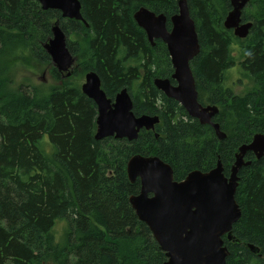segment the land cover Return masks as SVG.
<instances>
[{"label":"trees","instance_id":"obj_1","mask_svg":"<svg viewBox=\"0 0 264 264\" xmlns=\"http://www.w3.org/2000/svg\"><path fill=\"white\" fill-rule=\"evenodd\" d=\"M186 1L200 48L189 62L197 100L218 107L213 122L225 133L221 141L153 85L155 78L170 79L169 55L160 40L148 42L132 14L141 7L164 14L169 30L176 0H79L87 27L61 18L58 10H42L35 0H0V264H162L165 254L127 202L140 188L138 179L126 178L128 159L157 156L176 181L212 170L219 159L228 176L238 147L264 135V0H256L253 14L247 10L252 0L242 11V21L252 23L245 39L222 24L231 9L227 0ZM56 21L75 58L68 78L51 66L43 48ZM242 43V75L257 88L238 95L224 86V73L236 62L232 45ZM29 60L50 65L56 81H69L46 92L11 89L7 65ZM90 71L108 99L126 88L133 115L158 116V138L142 130L132 142L96 141V106L72 81ZM136 76L144 79L134 95ZM245 160L251 164L237 172L241 216L231 242L224 240L225 264H264V157L247 153ZM61 221L66 229L57 239L53 229Z\"/></svg>","mask_w":264,"mask_h":264},{"label":"water","instance_id":"obj_2","mask_svg":"<svg viewBox=\"0 0 264 264\" xmlns=\"http://www.w3.org/2000/svg\"><path fill=\"white\" fill-rule=\"evenodd\" d=\"M35 1L40 3L43 10H58L61 18L81 21L88 26L81 17L78 0ZM176 1L179 14L170 19V31L165 26L167 18L164 14L156 15L144 7L132 14L133 20L144 29L151 43L154 39L162 41L173 65L171 78L175 85L168 79H156L154 86L166 97L178 102L200 125H210L221 141L226 136L219 125L212 121L219 112L218 108L202 107L196 100L195 80L189 62L198 53V41L186 0ZM228 1L231 9L222 24L226 30L232 31L233 36L244 39L252 25L241 23V14L248 0ZM50 31L51 38L43 48L53 68L69 77L68 71L74 65V58L66 48L65 33L58 21ZM83 79L80 92L96 106L95 140L114 136L132 141L137 138L140 129L154 130L159 117L133 115L126 88L111 100L102 91L96 72H88ZM247 153H252L257 159L264 157V135L254 134L250 143L238 147L229 179L221 174L222 166L218 162L212 172H192L181 183L174 182L170 166L157 157L148 159L137 155L128 161L127 178L131 182L140 178L141 182L140 195L131 197L129 203L135 215L147 224L153 239L164 252L166 261L162 264H225L227 249L223 247L221 238L226 235L228 240L232 239V226L241 216L234 195L238 184L237 172L250 163L242 160ZM150 193L152 197H149ZM246 246L251 252H256L251 245Z\"/></svg>","mask_w":264,"mask_h":264},{"label":"rangeland","instance_id":"obj_3","mask_svg":"<svg viewBox=\"0 0 264 264\" xmlns=\"http://www.w3.org/2000/svg\"><path fill=\"white\" fill-rule=\"evenodd\" d=\"M255 9H256V0H252L251 5L247 9L248 13L253 14L256 11ZM226 36H228V34H226ZM230 42H231V39H230ZM245 45H246L245 43L232 45L233 47L232 54L234 58L236 59V62H235V65L230 66L224 73L225 79H226L224 86L231 89L233 93L238 94V95H244L250 92H254L257 88V85L252 84L251 80L248 77H246V75L245 77L242 75L243 71L239 65L241 62V61H238L239 57L241 56L239 55V51H240V48ZM129 65L138 67L137 63L135 62H131ZM51 66L48 64H43V65L39 64L36 60H29V64L27 61H20L14 64L12 63L11 65H7V71H6L7 80L8 82H12L10 85V88L13 90H20L21 88H23L24 90L29 91L28 86H30V87L36 88L37 90L41 92H46L47 88H49L50 86H53V87L61 86L64 80L66 79L62 76L63 82L56 81V79L52 77ZM74 66L75 65L71 66L72 67L71 74L72 72H74V69H75ZM139 71L141 70H138V72ZM4 75H5V72L3 73V77ZM136 77L137 78L132 82V87H133L132 90H133L134 95H137L138 89H141L140 87V85L142 84L141 81L144 79L143 77L142 78L138 76ZM83 78H84V74L83 76L81 75L80 77H74L72 81L77 82L79 86L81 87L82 84L84 83ZM66 81L68 82L69 80H66ZM204 102L205 104H208L206 103V101ZM155 133H158L157 130L155 131ZM152 134H154V132H152ZM146 145H145L146 148H150L149 142H147ZM64 229H66V225L64 221L58 222L56 224L55 229H53V231L57 239L62 238L63 233L65 231ZM221 240L223 241L224 243L223 247L225 248L227 247H226L224 240H226L227 242H231V240L227 239L226 235L223 236ZM248 264H255V262L252 261Z\"/></svg>","mask_w":264,"mask_h":264},{"label":"bare ground","instance_id":"obj_4","mask_svg":"<svg viewBox=\"0 0 264 264\" xmlns=\"http://www.w3.org/2000/svg\"><path fill=\"white\" fill-rule=\"evenodd\" d=\"M79 1V0H78ZM228 1V0H227ZM37 2V1H36ZM229 2V1H228ZM248 2H249V0H248ZM248 2L246 3V5L248 4ZM176 3H177V1H176ZM186 4H187V1H186ZM229 4H230V2H229ZM246 5H245V7H246ZM39 6H40V3H39ZM41 7V6H40ZM177 7H178V4H177ZM187 7H188V5H187ZM230 7H231V5H230ZM244 7V8H245ZM42 8V7H41ZM43 10V9H42ZM178 12H179V8H178ZM177 12V14L176 15H178L179 13ZM188 12H189V8H188ZM176 15H174V16H176ZM174 16H172V17H174ZM189 16H190V14H189ZM241 16H242V14H241ZM171 17V18H172ZM170 18V19H171ZM190 19H191V17H190ZM192 20V19H191ZM193 21V20H192ZM241 21H242V18H241ZM193 23H194V21H193ZM241 23H250V22H241ZM252 24V23H251ZM224 26V25H223ZM252 26V25H251ZM137 27H138V25H137ZM140 28V27H139ZM194 28H195V25H194ZM142 29V28H141ZM143 31H144V29H142ZM196 32V31H195ZM144 33H145V31H144ZM145 35H146V33H145ZM196 36H197V34H196ZM233 36V35H232ZM235 37V36H234ZM148 37H147V35H146V39H147ZM236 38H238V37H236ZM65 43L67 42V37H66V35H65ZM240 39V38H239ZM245 39V38H244ZM148 40V39H147ZM154 41H155V39L153 40V43H151L149 40H148V42L151 44V45H154ZM197 41H198V39H197ZM198 46H199V44H198ZM66 48L68 49V47H67V43H66ZM167 49V48H166ZM200 49V48H199ZM199 49H198V53H199ZM69 50V49H68ZM70 52V51H69ZM198 53H196V55L190 60V62L193 60V59H195V57L198 55ZM74 58V57H73ZM170 59V58H169ZM74 61H75V58H74ZM170 63H171V59H170ZM171 66H172V69H173V65H172V63H171ZM189 67H190V64H189ZM71 69H72V67H71ZM71 69L68 71V72H70L71 71ZM191 69V68H190ZM91 72V71H90ZM192 72V71H191ZM88 73V72H87ZM86 73V74H87ZM63 74V73H62ZM65 74V73H64ZM85 74V75H86ZM172 74H174V69H173V73ZM171 74V75H172ZM85 75H84V77H85ZM170 75V79H168L169 81H170V83H171V80H172V76ZM64 77H66V75L64 76ZM156 79H162V78H155L154 80H156ZM154 80H153V85H154ZM172 81H174V80H172ZM172 84V83H171ZM172 85H175V81H174V84H172ZM155 89H156V87H155ZM126 90V89H125ZM158 90V89H157ZM197 91V90H196ZM128 92V91H127ZM161 92V91H160ZM106 95V94H105ZM128 95H129V97H130V94L128 93ZM88 98V97H87ZM168 98V97H167ZM197 98H198V93H197ZM197 98H196V100H197ZM169 99H171V98H169ZM91 100V99H90ZM130 100H131V103H132V112H133V102H132V99H131V97H130ZM174 101V100H173ZM178 103V102H177ZM198 103H199V101H198ZM179 104V103H178ZM200 104V103H199ZM202 107H207V106H215V105H202V104H200ZM182 107V106H181ZM217 107V106H216ZM183 108V107H182ZM218 108V107H217ZM184 109V108H183ZM185 110V109H184ZM186 111V110H185ZM184 111V112H185ZM186 113V112H185ZM97 115V114H96ZM188 115V114H187ZM189 116V115H188ZM136 117H139V116H136ZM190 117V116H189ZM215 117V116H214ZM213 117V118H214ZM191 118V117H190ZM193 119V118H192ZM195 120H197V119H195ZM198 121V120H197ZM212 121H213V119H212ZM199 122V121H198ZM158 123H160V121H158ZM158 123H156L154 126H156V125H158ZM200 123V122H199ZM198 123V124H199ZM214 124H216L215 122H213ZM153 126V127H154ZM208 126H210V125H208ZM211 127V126H210ZM96 128H97V126H96ZM95 128V129H96ZM212 128V127H211ZM220 128V127H219ZM213 129V128H212ZM97 130V129H96ZM96 130H95V134H94V139H95V135H96ZM141 130H145V131H147L145 128H142V129H140V131ZM154 130H155V127H154ZM153 130V131H154ZM140 131H139V133H140ZM148 131H150V130H148ZM213 131H214V129H213ZM139 133H138V135H139ZM224 133V132H223ZM214 134H215V131H214ZM225 134V133H224ZM216 135V134H215ZM214 135V136H215ZM254 136V135H253ZM253 136H252V138H253ZM216 138H217V136H215ZM107 138H114L115 140H127V138H115L114 136H112V137H107ZM137 138H138V136H137ZM155 138H158V134H155ZM105 139V138H104ZM218 139V138H217ZM103 140V139H102ZM136 140V138L135 139H132V141H135ZM252 140V139H251ZM97 141V140H96ZM98 141H100V140H98ZM128 142H132V141H129V140H127ZM137 155H139V154H137ZM137 155H134V156H137ZM134 156H132V157H134ZM139 156H142V157H145V158H150V157H157V156H143V155H139ZM246 156V155H245ZM245 156H244V158L242 159V160H244V162H250L249 163V165L251 164V161H246L245 160ZM254 156V155H253ZM132 157H130L129 159H128V161L132 158ZM158 158V157H157ZM254 158H255V160H259V159H257L255 156H254ZM159 159V158H158ZM261 159V158H260ZM235 160H236V158H235ZM235 160H233L234 161V163H233V165L231 166V168H230V172H231V169H232V167L234 166V164H235ZM128 161H127V163H128ZM162 161V160H161ZM163 162V161H162ZM218 162H220V160L218 159L217 160V164H218ZM126 163V164H127ZM125 164V165H126ZM217 164H216V166L212 169V170H209V171H207V172H203V171H200V170H194V171H192V172H199L200 174H208V173H210V172H212L216 167H217ZM220 164H221V166H222V163L220 162ZM249 165H247V166H249ZM243 167H245V166H243ZM243 167H241V168H243ZM171 168V167H170ZM240 168V169H241ZM172 169V168H171ZM239 169V170H240ZM239 170H238V172H239ZM173 171V170H172ZM192 172H189L188 174H190V173H192ZM228 173L229 175L228 176H225V174H223V166H222V173L221 174H223V176H224V178H226V179H229V177H230V174L231 173ZM126 174H127V165H126ZM188 174L186 175V177L188 176ZM186 177L184 178V179H182V180H180V181H176V180H174V182L176 181V182H178V183H181V182H184V180L186 179ZM237 177H238V173H237ZM126 178H127V176H126ZM139 180V184H140V188H141V182H140V178H136L135 179V181L136 180ZM129 180V179H128ZM134 181V182H135ZM129 182L130 183H134V182H131L130 180H129ZM237 186V185H236ZM140 188H139V193H137V195H134V196H131V197H138L139 195H140V192H141V190H140ZM236 192V191H235ZM149 195V197H152V194L150 193V194H148ZM131 197H129V199H128V203H129V201H130V198ZM234 200H235V195H234ZM235 203H236V200H235ZM237 204V203H236ZM129 205H130V207H131V204L129 203ZM238 205V204H237ZM239 207V206H238ZM132 208V207H131ZM240 209V208H239ZM133 210V209H132ZM134 211V210H133ZM135 213V212H134ZM135 215V214H134ZM137 217V216H136ZM138 218V221H141L140 219H139V217H137ZM142 223H144L143 221H141ZM145 225H146V227H147V224L146 223H144ZM148 228V227H147ZM149 229V228H148ZM150 231V230H149ZM151 232V231H150ZM151 236L153 237V234L151 233ZM154 238V237H153ZM152 238V239H153ZM155 240V239H154ZM156 242V241H155ZM157 243V242H156ZM159 246V245H158ZM160 248V247H159ZM254 250H256V252H252L253 254H257L258 253V249H256V248H254ZM160 251H161V249H160ZM163 252V251H162ZM164 253V252H163ZM228 257V252H227V255H226V257H225V260H226V258ZM224 260V261H225Z\"/></svg>","mask_w":264,"mask_h":264},{"label":"flooded vegetation","instance_id":"obj_5","mask_svg":"<svg viewBox=\"0 0 264 264\" xmlns=\"http://www.w3.org/2000/svg\"><path fill=\"white\" fill-rule=\"evenodd\" d=\"M170 29H171V26H170ZM170 29H169V30L167 29V30L170 31ZM161 42H162V41H161ZM74 63H75V61H74ZM141 131H142V130H141ZM150 132H153V131H150ZM154 136H155V134H154ZM105 139H106V138H105Z\"/></svg>","mask_w":264,"mask_h":264}]
</instances>
